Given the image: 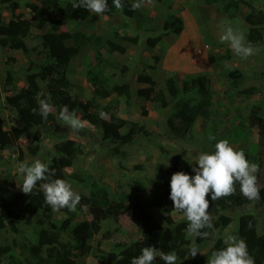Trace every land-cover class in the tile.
<instances>
[{
  "label": "rangeland",
  "instance_id": "obj_1",
  "mask_svg": "<svg viewBox=\"0 0 264 264\" xmlns=\"http://www.w3.org/2000/svg\"><path fill=\"white\" fill-rule=\"evenodd\" d=\"M18 1L20 5L15 14L29 18L27 4H39L41 0ZM208 1L212 0L153 1L151 5L145 4L138 9L143 16L136 19H127L120 14L97 16L91 12L89 18L81 24L69 23L63 20L58 12H52L55 19L62 20L63 31L78 28L86 33L93 32L107 37V34L119 27L121 35L138 38L134 44L123 43V54L113 52L109 55L103 50L101 53L103 72L110 84L127 85L129 94H113L108 99L99 101L101 106H110V112L115 119L112 120L109 116V119H103L104 128L97 129L88 124L80 132H74L63 122L59 123L51 133L41 131L40 149L34 155L30 153V149L35 145L31 132L22 134L12 149L0 147V182L12 179L15 184L20 185L23 182V175L18 173L21 163L30 165L39 159L50 164L56 156L54 143L73 140L79 145L81 153L76 155L72 168H66L65 173H76L83 178V181L67 179L74 191L86 195L89 182L96 180L108 189L111 209L131 208L134 206L135 196L146 200L152 196H160L163 205L148 206L147 210L162 226H165L166 216H170L174 222H187L183 214L174 211L170 195H165V184L170 182L174 174L171 166L175 156L180 154L183 160L182 169L187 174L194 175L193 168L198 167V154L213 152L215 143L220 139H227L233 147L242 149L246 155L256 151L260 145L256 128H249L243 118L248 115L252 105L260 104L264 100V44L255 46L256 54L247 60L238 57L229 44L220 43L221 28L230 25L234 30L246 35L249 26L244 18L249 12V7L241 4L236 9L225 11L223 6L229 0L210 3ZM245 1L264 12V0ZM61 4H64V0H61ZM10 15V11L0 7V17L4 22L10 19ZM169 16H177L182 20L183 31L179 35L170 33L163 36L155 47H149L147 39L163 33V21ZM37 35V31L33 29L26 40V53L0 46V121L3 130L17 127L15 114L5 109V97L11 95V92H5L6 73L11 76L13 89L19 90L25 86V72L31 62H41L46 53ZM204 43L208 44L209 53L203 54V61L198 66L191 67L182 50L193 45L202 48ZM93 54L91 48H83L71 64L69 79L76 86L73 93L80 95L82 101L92 95V87L86 82L84 71L87 64L94 62ZM114 62L119 68L111 66ZM234 70L242 74L238 81L224 76ZM139 75L152 78L151 86L155 92H165L167 78H208L213 100L211 113L197 119L190 136L176 137L167 124L176 104L171 103L161 108L155 102L139 98L137 90L148 88L147 85L136 81ZM38 83L41 87L44 85L42 80ZM250 89L255 91L251 94L240 93ZM120 119L126 123L118 124ZM130 123L136 126L134 137L130 143L120 146L119 139L128 132ZM53 133H56V136L60 134V137L52 138ZM210 134L214 135L216 140L210 141ZM210 212L213 220L223 216L230 218L231 222L224 228L209 230L214 231V234L204 240L193 237L186 231L184 233L189 244L187 250L195 242L201 253L198 255L205 263L216 250L214 248L217 240L221 239L224 244V238L232 234L244 239L248 247L252 240L264 233V206L248 204L244 208H229L224 211L215 208ZM67 216L65 213L53 212L52 222L59 226ZM37 218L33 215L27 216L18 225L17 233L1 231L0 250L10 244L14 256L21 261L27 260V250L37 239ZM86 219H89L88 212L77 209L67 234L76 224ZM107 231L112 235L103 239L101 235ZM139 238L138 229L126 215H121L117 220L104 221L100 235L95 236L91 242L90 255L81 261V264H97L93 257L96 247L108 252L115 243L135 242Z\"/></svg>",
  "mask_w": 264,
  "mask_h": 264
},
{
  "label": "trees",
  "instance_id": "obj_2",
  "mask_svg": "<svg viewBox=\"0 0 264 264\" xmlns=\"http://www.w3.org/2000/svg\"><path fill=\"white\" fill-rule=\"evenodd\" d=\"M132 1L123 0L125 7L123 11H120L115 8L112 0H108L109 11L104 15L120 14L127 19L142 17L143 15L138 10H131ZM153 1L161 2L163 0ZM213 1L216 0L208 2ZM241 4L249 7V12L244 18L249 26L245 35L246 41L251 42L254 47L264 44L263 11L257 10L245 0H229L223 6V10L236 9ZM19 5L18 0H0V7L11 13L8 21L4 22L0 17V46L26 53L28 51L26 40L34 29L37 31V38L46 53L41 62H31V66L25 72V86L19 90L13 89L11 76L8 72L6 73L5 86L7 89L5 92H11V95L5 97V109L15 114L17 127L3 130L0 121V147L12 149L17 145L22 134L31 132L35 145L30 149V153L34 155L40 149L41 131L51 133V131H55V127L59 123H62L57 117L65 105L70 110H74L82 120L88 121V124L97 129L104 128V121L99 116L101 111L115 120L110 112V106H101L99 101L106 100L113 94L126 96L129 94V90L127 85L110 84L103 72L101 53L103 50L109 55L113 52L123 54L125 50L123 43L134 44L138 38L121 35L119 27L107 34V37L93 32L86 33L78 28L63 31L61 29L62 20L55 19L52 12L56 11L63 20L76 24L85 22L91 14L83 8L74 9L71 0H64L63 5L61 0H41L39 4L28 3L29 18L15 14ZM162 28L163 33L160 36L147 39L146 43L149 47H155L163 36L170 33L179 35L184 29L182 20L177 16H169L164 19ZM88 47L93 50L94 62L86 65L84 76L86 82L92 87V95L82 101L80 95L73 93L76 86L70 81L69 74L73 60L81 54L83 48L88 49ZM111 66L119 68L115 62ZM122 69L126 70L125 67ZM224 76L238 81L242 74L238 70H234L225 73ZM39 80L43 81L42 87L38 83ZM136 81L148 86V88L137 90L139 98L155 102L161 108H165L171 103L176 104L175 111L167 119L168 127L176 137L187 138L190 136L197 119L211 113L213 100L209 80L206 77L179 78L178 80L167 78L164 85L165 92H155L151 86L152 78L149 76L139 75ZM9 87H11L10 90ZM254 91L250 89L240 93L251 94ZM41 99L53 105V111L47 120H43L38 111L35 115L32 113L33 108L39 109L38 101ZM260 104L252 105L243 120L249 128H256L258 133L260 145L256 151L246 156L249 161L260 165L257 175L261 188V199L257 203L246 200L240 194L239 186H237L235 195L211 202L210 210L218 208L224 211L229 208H244L248 204L264 206V100ZM125 123L124 120H118V124L124 125ZM135 128V124L130 123L128 132L119 139L120 146L132 141ZM55 134H51V137H60V134L57 136ZM53 150L56 156L52 158L48 166L56 169V177L66 181L68 178L83 181V178L76 173H65L66 168H72L76 155L81 153L79 145L73 140H64L55 142ZM182 163L180 154L175 156L171 171L173 173L185 172L182 169ZM22 183L17 185L12 179H4L0 182V232L17 233L20 222L27 216L33 215L38 217L36 219V224L39 227L36 233L37 239L35 244L28 248V258L25 261L14 256L11 253V245L7 244L0 250V264H81V261L90 255L91 242L95 236L100 235L102 223L107 220H117L121 215H126L129 218L138 229L140 238L135 242L115 243L108 252L96 247L93 257L97 264H130L131 259L140 255L141 250L148 246L155 247L165 253L175 251L178 255L177 264H207L198 254L194 259L188 255L189 244L184 234L187 222H174L170 216H166L165 226H162L147 210L148 206L163 205L160 196H152L147 200L135 196V203L131 208L111 209L112 202L108 189L98 181L92 180L88 184V193L80 194L81 205L88 206L89 219L76 224L67 234L74 213L66 209L57 212L65 213L68 216L59 226L56 225L52 222L53 211L45 203L39 185L33 195L26 196L21 191ZM165 188V195H170V182L165 184ZM208 199L210 200V197ZM77 209H80V206ZM230 222V218L219 216L217 220H213V225L216 229L224 228ZM111 235L112 233L107 231L102 233L101 237L108 239ZM225 246L219 239L214 249L219 250ZM248 247L255 264H264V233L252 240ZM155 264H165V262L158 256Z\"/></svg>",
  "mask_w": 264,
  "mask_h": 264
},
{
  "label": "clouds",
  "instance_id": "obj_3",
  "mask_svg": "<svg viewBox=\"0 0 264 264\" xmlns=\"http://www.w3.org/2000/svg\"><path fill=\"white\" fill-rule=\"evenodd\" d=\"M112 3L117 10H124L123 0H112ZM152 3L153 0H135L131 4V10L135 11L145 4ZM71 4L74 9L83 8L97 16H103L109 11L108 0H71ZM220 43L229 44L234 53L243 60L256 54V48L251 42L246 41L243 32L234 30L230 25H224L221 28ZM202 45L208 46L206 43ZM191 48L194 49L196 46L193 45ZM182 51L191 67L200 64L193 65L185 49ZM209 51L210 48L205 53L208 54ZM38 104L39 109L33 108L32 113L35 115L38 111L42 119L47 120L53 111V105L43 99L39 100ZM99 116L104 120L109 119L103 111L99 113ZM57 118L74 132H80L88 125V121L82 120L67 105L59 111ZM208 139L212 141L216 140V137L210 134ZM196 165L198 167L193 168L194 175L177 171L171 176L169 198L173 202L174 211L183 213L186 217V232L204 240L214 234V231H209L214 230L210 212L211 202L235 195L237 186L246 200L253 203L260 201L261 188L257 175L260 165L249 161L245 152L233 147L227 139L216 142L213 152L199 153ZM18 173L23 175L21 187L23 194L33 195L39 185L45 203L53 212L66 209L75 213L78 206L81 211H88L87 205H81V195L73 190L72 185L65 179L57 178L56 169L50 168L39 159L30 165L21 163ZM224 244L226 245L224 248L211 253L207 264H255L244 239L229 234L224 238ZM198 253H200L199 247L193 242L188 249V255L194 259ZM158 256L165 264H177L178 255L175 251L165 253L152 246L144 247L140 255L131 259L130 264H155Z\"/></svg>",
  "mask_w": 264,
  "mask_h": 264
},
{
  "label": "built area",
  "instance_id": "obj_4",
  "mask_svg": "<svg viewBox=\"0 0 264 264\" xmlns=\"http://www.w3.org/2000/svg\"><path fill=\"white\" fill-rule=\"evenodd\" d=\"M208 50L209 47L207 45H204L202 48L196 47L192 49L191 46L185 48V52L189 56L190 61L193 63V65L200 63L202 59V53H205Z\"/></svg>",
  "mask_w": 264,
  "mask_h": 264
}]
</instances>
